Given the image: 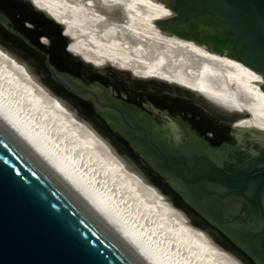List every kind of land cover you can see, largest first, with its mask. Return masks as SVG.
<instances>
[{
	"label": "water",
	"instance_id": "obj_1",
	"mask_svg": "<svg viewBox=\"0 0 264 264\" xmlns=\"http://www.w3.org/2000/svg\"><path fill=\"white\" fill-rule=\"evenodd\" d=\"M160 1L170 11L154 22L163 33L232 58L228 50L216 52L167 29L216 15L240 42L232 59L264 79V0ZM197 25L193 35L200 38L222 28L207 19ZM49 29L54 36L44 33ZM71 41L64 24L31 0H0V52L23 65L31 81L95 137L98 132L145 179L168 194L175 206L214 233L223 248L244 264H264L247 261L241 249L209 224L208 218H214L200 212L196 194L202 171L211 168L220 173L209 179L222 184L227 180L232 193L245 196L253 183L257 187L253 193L263 194L264 157L246 160L260 163L258 169L243 164L228 176L210 159L187 152L183 144L172 140L173 132L181 131L184 121L191 119L185 115H204L230 132L236 131L233 119L216 114L206 98L192 89L154 77H133L124 68L95 65L73 53ZM256 84L264 91V82ZM0 130V264H151L1 116ZM237 131L233 135L238 138L245 133L264 137V132L256 130Z\"/></svg>",
	"mask_w": 264,
	"mask_h": 264
},
{
	"label": "bare ground",
	"instance_id": "obj_2",
	"mask_svg": "<svg viewBox=\"0 0 264 264\" xmlns=\"http://www.w3.org/2000/svg\"><path fill=\"white\" fill-rule=\"evenodd\" d=\"M31 1L64 24L69 49L85 60L192 89L233 119L236 131L264 132V91L256 84L264 79L235 59L163 33L154 22L170 11L159 0ZM18 66L0 52V116L151 264H244L98 132L39 86L34 93L15 78Z\"/></svg>",
	"mask_w": 264,
	"mask_h": 264
},
{
	"label": "flooded vegetation",
	"instance_id": "obj_3",
	"mask_svg": "<svg viewBox=\"0 0 264 264\" xmlns=\"http://www.w3.org/2000/svg\"><path fill=\"white\" fill-rule=\"evenodd\" d=\"M207 16L203 17L206 19ZM200 18H197L198 21L202 20ZM225 25L227 24L220 25L221 30ZM175 26L167 29L175 31ZM229 30L231 32L230 28ZM181 32L185 34L184 37L194 38L201 43H205L203 39L209 33L200 38L194 36L193 31L185 26ZM44 33L55 35L50 29ZM54 42V45H58L55 39ZM205 44L214 47L213 43L206 42ZM236 44L233 42L234 47ZM226 50L229 54L231 53L230 49ZM178 117L182 118V116ZM185 117L191 119L184 121L181 131L173 132L175 135L172 140H175L177 144H183L187 152H195L200 157L210 159L228 176L236 173L243 164L252 167L255 165L256 169L260 167V163H248L246 160L252 157H264V137L245 133L238 138L235 135L239 131L223 130L219 122L209 120L204 115L194 114L185 115ZM209 167L212 166L209 165ZM219 173L218 170L216 173L212 168L202 171L203 180L196 191L200 212L206 214L207 218L209 216L214 218V221L208 218L209 224L224 235L229 243L241 249L247 261H264V193L255 195L253 191L257 187L253 183L247 188L249 194L245 196L232 193V187L229 186L227 180L222 184L209 179L212 175Z\"/></svg>",
	"mask_w": 264,
	"mask_h": 264
},
{
	"label": "trees",
	"instance_id": "obj_4",
	"mask_svg": "<svg viewBox=\"0 0 264 264\" xmlns=\"http://www.w3.org/2000/svg\"><path fill=\"white\" fill-rule=\"evenodd\" d=\"M200 19H205L204 17H201ZM206 19L208 21H216L219 26L221 24H224L223 21L216 15H208L206 17ZM198 20H193V21H189L185 27L188 28V30H191V31H194L197 29L198 25ZM227 26V27H226ZM221 27V26H220ZM183 27H180V26H175V32L176 34L180 35V36H185V34H183L181 32V29ZM230 28V27H229ZM228 28V25H225L224 26V29L221 30L219 29L217 32L215 33H208L205 35L204 39H203V42H207V43H213L214 44V47L213 49L216 51V52H223L224 50H226L227 48L231 50V53L229 54L232 58H236V55H235V51L240 47V42L237 40V38L235 36H233L230 32ZM231 29V28H230ZM200 42V41H199ZM233 42H236V46L234 47L233 46ZM239 42V43H238ZM264 88V86H263Z\"/></svg>",
	"mask_w": 264,
	"mask_h": 264
},
{
	"label": "rangeland",
	"instance_id": "obj_5",
	"mask_svg": "<svg viewBox=\"0 0 264 264\" xmlns=\"http://www.w3.org/2000/svg\"><path fill=\"white\" fill-rule=\"evenodd\" d=\"M160 1V0H159ZM160 2H162V1H160ZM67 4L66 3V1L65 2H63L62 1V3L61 4ZM163 3V2H162ZM165 4V3H164ZM60 6H65V5H60ZM67 6V5H66ZM66 8V7H65ZM31 27H33V25L32 24H30L29 22H27ZM84 26H86V25H84ZM95 41H97V38L96 39H94ZM93 42V41H92ZM98 42V41H97ZM19 65V64H18ZM21 66V67H20ZM15 67V66H14ZM16 68H18L19 70H16V69H14L13 71H14V75H15V78L16 77H18V80H21L22 82H23V84L25 85V86H28L29 87V90L30 89H32V90H30L31 92L32 91H34V89H35V91H34V93L36 92V90H37V88L35 87V83L33 82V81H31V79L28 77V75H27V73H26V71H25V69H23L24 67H23V65H19L18 67H16ZM21 68V69H20ZM22 70H23V72H22ZM25 73V74H24ZM27 75V76H26ZM25 80V82H24V80ZM26 83V84H25ZM29 83V84H28ZM34 84V85H33ZM31 85V86H30ZM33 86V87H32ZM34 88V89H33ZM38 92V91H37ZM38 96V95H37Z\"/></svg>",
	"mask_w": 264,
	"mask_h": 264
},
{
	"label": "snow or ice",
	"instance_id": "obj_6",
	"mask_svg": "<svg viewBox=\"0 0 264 264\" xmlns=\"http://www.w3.org/2000/svg\"><path fill=\"white\" fill-rule=\"evenodd\" d=\"M0 133H2V130H0Z\"/></svg>",
	"mask_w": 264,
	"mask_h": 264
}]
</instances>
